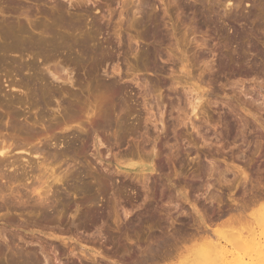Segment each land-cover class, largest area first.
<instances>
[{"label":"rangeland","instance_id":"374dc122","mask_svg":"<svg viewBox=\"0 0 264 264\" xmlns=\"http://www.w3.org/2000/svg\"><path fill=\"white\" fill-rule=\"evenodd\" d=\"M48 1L0 0V26L4 23L23 25L25 29L21 28L23 32L18 36L36 34L39 38L42 33L39 29L51 24L50 14L48 17L44 14L54 11L53 3ZM63 2L69 12L77 14L86 25L96 16L104 36L101 35L111 43L90 45L92 53L81 59L75 49L68 52L60 48L58 57L48 64L51 68L59 64L58 68L65 69L68 66L64 61L74 56L78 62L64 72L70 75L73 85L68 87H72L73 96L76 95L75 98L64 96L73 105L66 110L65 118L55 112V101H52L53 106L42 103L33 107L27 102L11 103L5 97L11 94L24 99L26 91L35 93L31 88L37 89L41 83L37 77L47 73L41 54L44 51L30 49V45L29 48L22 45L19 50L0 37V97H4L0 98V140L5 139L13 146L27 144V152L14 149L6 160H19L14 168H0V235L5 236V240L0 241L4 249H1L3 261L0 260V264L16 255H20L19 259L16 256L18 260L27 259L28 252L24 251L32 246L40 254L44 251L50 264H202L209 254L219 260L225 256L227 263L264 264V0ZM208 8V11L214 8L220 12L218 19L212 17L203 21L200 15ZM141 9L154 15L152 27L155 35L160 36H155L157 39L145 38L148 23L136 26L137 22H142ZM87 11L90 14L87 15ZM228 13L234 21L225 17ZM101 35L100 42L106 43ZM25 37L21 39L26 40ZM96 47L104 52L98 53ZM45 53L47 51L44 56ZM101 53L106 54L99 55ZM62 54L63 57L67 54L66 58H62ZM20 63H30L35 68H24L21 73L17 68ZM8 73L15 80L22 76L34 79L31 91L8 90L3 83ZM108 80H114L118 88L124 86L127 90L111 89ZM192 84L200 89L194 90L190 87ZM130 104L135 112L124 122L122 116L129 111ZM103 110L112 113L111 118H106L108 122L105 119L102 123L103 129L99 127L102 131L105 128L99 132L106 135V139L99 138L103 143L99 149L89 146L85 149L82 140L90 133L89 121L104 113ZM67 116L72 117L71 120ZM154 142L159 143L155 149L158 158L152 162ZM69 145L73 150L70 151ZM139 147L142 150L145 147L148 159ZM36 148L37 156L32 154ZM136 148L140 149L137 151L141 160L128 159L129 150ZM39 161L45 167L41 168ZM127 165L145 171L130 170ZM152 165L156 173L148 175ZM38 168L43 172H37ZM240 171L248 175L247 181L244 182ZM38 173L51 185V209L47 216L52 221L45 220L44 212L36 203L33 205L36 194L30 191L31 183L37 182ZM44 173L48 180L43 178ZM52 173L62 179L61 183L51 181ZM143 174L150 178L148 187L143 185ZM70 185L78 186V189L73 186L75 193ZM44 187L46 190L47 186ZM70 200L71 206L77 205L79 212H74L75 205L70 207L71 211L67 202ZM57 202L66 207L59 222L55 221L61 206L57 207ZM89 208L95 211L96 218L85 214ZM77 216L80 219H76ZM71 249H74L72 255Z\"/></svg>","mask_w":264,"mask_h":264},{"label":"bare ground","instance_id":"6f19581e","mask_svg":"<svg viewBox=\"0 0 264 264\" xmlns=\"http://www.w3.org/2000/svg\"><path fill=\"white\" fill-rule=\"evenodd\" d=\"M38 1H40V0H38ZM45 1H47V0H45ZM63 1H68V2H70L71 3V1L72 0H61V1H59V0H49L48 2H51V3H53V10L54 11H50V12H45L44 14L46 15L47 14V16L46 17H48V15H49V17H50V19H51V24H49L48 23V25H42L43 27H44V29L41 27V25H40V27L42 28V30L41 29H39L40 30V32H42V33H40V35L41 36H39V38H37L38 37V35L35 37V35L32 37V34H31V36H29V35H27V34H25V36L24 35H21V37L20 36H18V33L19 32H21L22 31V29H23V31H24V29L25 28H22L23 27V25L22 26H19V27H17V25H11V24H5L4 23V26L2 25V26H0L1 28H0V31L2 32V33H0V34H2V35H0V37L1 36H3V37H1L2 39H4L3 41H10L9 42V44L8 45H11V47L13 46V45H15L16 46V48L17 49H19V47H22L23 48V46H25L26 47V45L28 46V45H30V49H36V50H39L40 52H45V51H47V54L45 53V55L46 56H44V52L43 53H41L42 54V60L44 59L45 61V63H44V65L46 66V73H47V75H40L39 77H37V78H39V81L41 82L40 84H39V86L40 87H38L37 85V87L35 86V85H33L34 87H36L37 89H35V88H31V89H34V92L35 93H31L30 91H31V89H30V87L32 86V83H33V80H31V78L29 79V78H26V77H23L22 76V78H20L19 80L17 79V80H15V79H12V77H11V75H10V71H8V69H7V71L8 72H10V73H8V74H6V75H10L9 77L10 78H7L6 77V75H4L5 76V80H4V84H5V87H7V88H9L8 90H12V91H14V90H18V92H21V91H24V90H30L29 92H30V94H28L27 93V91H26V97L23 99L22 97L20 98V97H17V96H13V95H11V94H7V95H5V97H8V99L11 101V103H17V104H25L26 102L27 103H30V104H28V106L30 105V106H37V105H39L40 106V104H42V103H47L46 105H51V106H53V104H52V101H55L56 102V107H54V108H56L55 110V112H57L59 115L61 114V115H64L63 117H65V115H67V113H66V110H68L69 111V106H71L70 105V101L68 100V98H70V97H72L73 96V93L74 92H72L73 90H71L72 89V87H71V89H70V87H68V86H72L73 85V82H72V80H71V77H70V75L68 76V74H66V75H64L65 73L64 72H66V70L65 69H68L69 67H71V66H74V65H77L78 64V62L74 59V57L73 58H70V59H68V57H67V59L68 60H65L64 62L65 63H63V64H65V65H67L68 67H65V69L64 68H62L63 66V64L61 65L62 67L61 68H58V65L59 64H57V66L56 67H50V66H48V64H51V62H52V60L54 59L55 60V58L56 57H58L56 54H57V52L60 50V48H61V50H62V48H64L65 50H67L68 52H70L72 49L74 50H76V52L78 51V52H80V59H81V57L82 56H87L89 53H92V51H91V46L90 45H92V46H94L95 47V45H107L109 42L111 43V41L109 40V42H107L105 39H104V35L101 33V29H99L98 28V19H96V16L95 17H92L91 18V20H90V23L88 24V25H86V24H84V22L79 18V16L77 15V14H71L70 12H69V9L68 8H66V6H65V4H64V2ZM74 1V0H73ZM199 1V0H198ZM232 1V0H231ZM48 2H46V3H48ZM133 2V1H132ZM131 3V2H130ZM144 3V2H143ZM230 3V2H229ZM135 4V3H134ZM133 3H132V5H134ZM141 4V3H140ZM147 4V3H146ZM51 5V4H50ZM217 4H215V6H216ZM129 6H130V4H129ZM141 6V5H140ZM128 7V6H127ZM212 7V6H211ZM133 8V7H132ZM138 8V7H137ZM202 8V7H201ZM206 8V7H205ZM131 9V8H130ZM138 9H140V8H138ZM144 9V8H143ZM143 9H141V10H143ZM88 10V9H87ZM135 10V9H134ZM209 10V8L207 9V12H202L201 13V17L202 18H204L203 19V21L205 20V19H212V17H213V19L214 18H217L218 19V17H219V13L218 12H216V10L214 9V8H212V10L211 11H208ZM219 10V9H218ZM89 11V10H88ZM87 11V12H88ZM144 11L145 10H143V13H141V16H143L142 17V22H140V23H136V26L137 25H141L142 23L144 24L145 23V25H146V23H148V25H147V31L145 32L146 33V35H144L145 36V38L147 37V39H149V38H153V37H155V36H157L158 35V33H157V35H155L156 34V32L153 30V27L152 26H154V25H152L153 24V22H154V20L155 19H152V18H154L153 16L154 15H148L147 13H144ZM204 11V10H203ZM86 12V14L88 15V14H90L89 12H91V11H89L88 13ZM131 12V11H130ZM132 12H133V10H132ZM136 12H138V10L136 9ZM49 13V14H48ZM231 13V12H230ZM137 14H139V12L137 13ZM155 14V13H154ZM221 16H222V14H220ZM29 16V15H28ZM156 16V15H155ZM239 16V15H238ZM225 17H227V18H229V13H228V16L226 15ZM230 17H231V14H230ZM236 17V16H235ZM156 18V17H155ZM233 18H234V16H233ZM238 18V17H237ZM236 18V19H237ZM235 19V18H234ZM234 19H228V20H230V21H234ZM215 20V19H214ZM223 20V19H222ZM221 20V21H222ZM240 20H241V18H240ZM134 21V20H133ZM136 21H138V20H136L135 19V22ZM206 21V20H205ZM217 21V20H216ZM220 21V22H221ZM227 21V20H226ZM230 21H229V23H230ZM236 21V20H235ZM219 22V23H220ZM202 23H205V22H202ZM223 23V22H222ZM133 24H135V23H133ZM159 25V24H158ZM15 26V27H14ZM48 26V27H47ZM18 29H21V30H18ZM138 27V26H137ZM16 28V29H15ZM156 28V27H155ZM158 30V29H157ZM221 30V29H220ZM15 31H18L17 32V34H16V32ZM22 31V32H23ZM27 31V30H26ZM154 31V32H153ZM219 31V30H218ZM22 32H21V34H22ZM39 32V31H38ZM60 32H62V34L60 33ZM105 33H107L106 31H104ZM222 32V31H221ZM233 32H235V30H233ZM25 33V32H24ZM26 33H28V32H26ZM104 33V34H105ZM17 36H16V35ZM20 34V33H19ZM103 36H102V35ZM164 34V33H163ZM100 35L102 36V38L105 40L104 42H106V43H103V41L102 42H100ZM239 35V34H238ZM22 36L23 37H25L26 38V40L25 39H21L22 38ZM159 36V35H158ZM20 37V38H19ZM160 37V36H159ZM162 37V36H161ZM166 37H168L167 35H166ZM169 37H171V36H169ZM156 38V37H155ZM163 38V37H162ZM107 39V38H106ZM157 39V38H156ZM155 39V40H156ZM164 39V38H163ZM234 39V38H233ZM167 40V39H166ZM170 40V39H169ZM154 41V40H153ZM158 41V40H157ZM238 42L240 41V40H237ZM6 42H4V44H5ZM167 43V42H166ZM0 44H1V42H0ZM4 44H2V45H4ZM6 44V45H7ZM159 44V43H158ZM20 45V46H19ZM23 45V46H22ZM169 45V44H168ZM1 46V45H0ZM5 46V45H4ZM3 46V47H4ZM18 46V47H17ZM2 47V48H3ZM7 47H9V46H7ZM14 47V46H13ZM43 47H47L48 48V50L50 51V52H52L51 54L48 52V50H46L45 48L43 49ZM90 47V48H89ZM93 47V48H94ZM102 47V46H101ZM10 48V47H9ZM15 48V49H16ZM22 48H21V50H22ZM28 48H29V46H28ZM8 49V48H7ZM63 49V50H64ZM97 49H99V51L97 50ZM102 49V48H101ZM20 50V49H19ZM73 50H72V52H73ZM107 50V49H106ZM148 50V49H147ZM12 51V50H11ZM17 51V50H16ZM16 51L14 52V53H16ZM24 51V50H23ZM23 51L21 52V55H22V53H23ZM38 51V52H39ZM96 51L99 53L100 51L101 52H104V49L103 50H100V48H97L96 47ZM5 52V51H4ZM32 52H35V50H32ZM31 52V53H32ZM37 52V53H38ZM39 52V53H40ZM94 52V54H95V51H93ZM96 52V53H97ZM11 53V52H10ZM48 53H49V55H48ZM97 53V54H98ZM146 53V52H145ZM153 52L151 51V54H152ZM5 54H7V53H5ZM13 54V53H12ZM16 54H20L19 52L18 53H16ZM29 54H30V52H29ZM35 54V53H34ZM40 54V55H41ZM75 55H76V53H74ZM73 54V55H74ZM93 54V55H94ZM104 54H106V53H101V54H99V55H104ZM148 54H149V52H148ZM261 54V53H260ZM39 55V54H38ZM50 55H52V56H50ZM91 55V54H90ZM92 55V56H93ZM98 55V56H99ZM109 55V54H108ZM147 55V54H146ZM31 56V55H30ZM37 56V55H36ZM47 57V58H44V57ZM66 56H67V54H66ZM66 56L65 57H63V54H62V58H66ZM79 56H77V57H79ZM89 56V55H88ZM91 56V57H92ZM110 56V55H109ZM148 56V55H147ZM152 56H153V54H152ZM60 57V56H59ZM96 57V56H95ZM101 57V56H100ZM106 57V56H105ZM40 58V57H39ZM148 58V57H147ZM53 60V61H54ZM57 60V59H56ZM91 60V59H90ZM87 61H88V59H87ZM15 62H17V61H15ZM61 63H62V61H60ZM79 62H81V60L79 61ZM14 63V62H13ZM12 63V64H13ZM17 63H19V62H17ZM53 63V62H52ZM56 63V62H55ZM92 63V62H91ZM16 64V63H15ZM255 64V63H254ZM64 65V66H65ZM92 65V64H91ZM44 66V67H45ZM79 66V65H78ZM2 67H4V66H2ZM6 67V66H5ZM34 66H32L30 63H26V65H23V64H21L20 63V65H18V71H23L24 70V68H33ZM60 67V66H59ZM80 67V66H79ZM11 68V67H10ZM9 68V69H10ZM16 68V69H17ZM35 68V67H34ZM3 69V68H2ZM115 69V68H114ZM10 70H12V69H10ZM30 70V69H29ZM32 70V69H31ZM35 70V69H34ZM2 71V70H1ZM35 71H37V69L35 70ZM45 71V70H44ZM114 71V70H113ZM188 71V70H187ZM13 72V71H12ZM19 72V73H20ZM42 72V71H41ZM69 72V71H68ZM72 72V71H71ZM2 73H3V71H2ZM7 73V72H6ZM17 73V72H16ZM22 73V72H21ZM44 73V72H43ZM42 73V74H43ZM67 73V72H66ZM70 73V72H69ZM114 73H116V71L114 72ZM1 74V73H0ZM18 74V73H17ZM34 74H35V72H34ZM39 75V73H37L36 72V75ZM2 75V74H1ZM185 76H186V74H185ZM190 76V75H189ZM0 77H2V76H0ZM34 78V77H33ZM110 79V78H109ZM187 79V78H186ZM190 79H192V78H189L188 77V80H190ZM2 80V79H1ZM0 80V81H1ZM36 80V79H35ZM112 80V79H111ZM188 80L186 81V82H188ZM108 81H110V80H108ZM192 81H193V79H192ZM38 82V81H37ZM106 82V81H105ZM115 82H116V80H115ZM2 83V82H1ZM175 83H177V82H175ZM179 83V82H178ZM177 83V84H178ZM36 84V83H35ZM106 84V83H105ZM182 84V83H181ZM2 85V84H1ZM102 85H103V83H102ZM107 85H108V87H110L111 89H113V88H115L116 90H118V91H120V92H125V90H127V88H125L124 86H122V87H124V88H122V87H120V88H118L119 86L117 85V83H114V80H113V82H107ZM114 85H117V86H114ZM104 86V85H103ZM106 86V85H105ZM2 87V86H1ZM4 87V86H3ZM113 87V88H112ZM191 88L193 87V89L194 90H199L200 88H199V86H195L194 84H192L191 86H190ZM190 87H188V88H190ZM106 89H107V87H105ZM129 88V87H128ZM2 89V88H1ZM5 90V89H4ZM3 91V90H2ZM33 91V90H32ZM113 91V90H112ZM115 91V90H114ZM189 91V90H188ZM203 91V90H202ZM4 92V91H3ZM6 92V91H5ZM10 92V91H9ZM15 92H17V91H15ZM117 92V91H116ZM191 92V91H190ZM8 93V92H7ZM14 93V92H13ZM24 93V92H23ZM119 93V92H118ZM126 93H128V92H126ZM185 93H187V91L185 92ZM201 93H203V92H201ZM4 94V93H3ZM15 94V93H14ZM25 94V93H24ZM23 94V95H24ZM33 94V95H32ZM107 94V93H106ZM105 94V95H106ZM123 94H125V93H123ZM9 95H11V96H9ZM75 95V94H74ZM109 95V94H108ZM106 96V97H109V96ZM113 95H115V92H114V94ZM247 95V94H246ZM249 95V94H248ZM64 96H67L68 98H67V100L69 101V102H67V100H66V98L64 97ZM76 96V95H75ZM75 96H73V98H75ZM130 96V95H129ZM32 97V98H31ZM105 97V98H106ZM122 97V96H121ZM0 98H4L3 96H1ZM130 98V97H129ZM36 99V100H35ZM122 99V98H121ZM185 99V98H184ZM183 99V100H184ZM109 100H110V98H109ZM124 100V99H123ZM127 100L128 99H126V100H124L126 103H127ZM1 101V100H0ZM5 101V100H4ZM8 101V100H7ZM10 101H9V103H10ZM105 101V100H104ZM120 101V100H119ZM118 101V102H119ZM188 101V100H187ZM76 102V101H75ZM109 102V101H108ZM125 102H122V105L124 104H126ZM130 101L128 100V103H129ZM246 102V101H245ZM245 102H243V103H245ZM4 103V102H3ZM6 103V102H5ZM78 103V102H77ZM104 103V102H103ZM107 103V102H106ZM112 102H110V104H111ZM185 103V102H184ZM250 103H251V100H250ZM1 104V103H0ZM113 104V103H112ZM119 104V103H118ZM117 104V105H118ZM186 104V103H185ZM190 104V103H189ZM191 104H192V102H191ZM6 105H7V103H6ZM9 105V104H8ZM43 105V104H42ZM103 105V104H102ZM107 105H108V103H107ZM123 105V106H124ZM247 105V104H246ZM250 105V104H249ZM1 106V105H0ZM3 106V105H2ZM73 106V105H72ZM113 106V105H112ZM122 106V107H123ZM125 106H127V105H125ZM135 106V105H134ZM104 107V106H103ZM109 107V105L107 106V108ZM129 108H127L129 111H126L125 112V114L122 116L121 114V116H122V120L125 122L126 121V118H128V117H130V115H131V113L132 114H134V110H133V106H131V104H130V106H128ZM50 108V107H49ZM74 108H76V105H75V107ZM79 108V107H78ZM112 108V107H111ZM110 108V109H111ZM119 108H120V106H119ZM124 108V107H123ZM110 109H107V110H109L110 111ZM117 109V108H116ZM120 109H122V108H120ZM193 110H194V107L192 108ZM106 110V112L108 113V111ZM124 110V109H123ZM122 110V111H123ZM67 111V112H68ZM73 111H75V110H73ZM101 111V110H100ZM99 111V112H100ZM115 111V110H114ZM120 110L118 109V112H119ZM121 111V112H122ZM134 111V112H133ZM51 112V111H50ZM84 112V111H83ZM103 112L104 113H102L101 112V114L99 113L98 114V116L96 117H93L90 121H89V126H90V133L87 135V133H86V139L85 138H83L84 140H82V143H84V148L86 149V146H89L88 148H90V147H93V148H97L98 146L99 147H101V145L103 144L102 143V140H100L99 138L101 137V138H103V139H106L105 138V136H104V134L102 133L104 130H105V128H104V130L102 131L100 128H102L103 129V124L105 123L104 121H105V119L107 118V117H110V116H112V113L110 114V113H108V114H110V115H108L107 113H105V110H103ZM111 112V111H110ZM113 112V111H112ZM117 112V113H118ZM137 112V111H136ZM194 112V111H193ZM14 113V112H13ZM72 113V112H71ZM77 113V112H76ZM80 113V112H79ZM97 113V112H96ZM12 114V113H11ZM69 114H70V112H69ZM182 114V113H181ZM249 114V113H248ZM16 115V114H15ZM75 114H73V116H74ZM108 115V116H107ZM186 115H187V113L185 114V117H186ZM255 115V114H254ZM17 116V115H16ZM71 116V115H70ZM119 116V115H118ZM136 116V115H135ZM184 116V115H183ZM69 116H67V118H68ZM116 117H117V115H116ZM120 117V116H119ZM181 117V116H180ZM180 117H178V118H180ZM253 117V116H252ZM256 117V116H255ZM66 118V117H65ZM72 118V117H71ZM71 118L69 117V119L71 120ZM76 118V117H75ZM79 118V117H78ZM97 120H96V119ZM111 118V117H110ZM109 118V119H110ZM108 119V118H107ZM106 119V120H107ZM113 119V118H112ZM130 119V118H129ZM181 119H184V118H181ZM186 119V118H185ZM184 119V120H185ZM118 120V119H117ZM120 120V119H119ZM189 120V119H188ZM74 121V120H73ZM112 121V120H111ZM111 121H109V122H111ZM178 121V120H177ZM183 121V120H182ZM181 121V122H182ZM190 121V120H189ZM257 121L258 120H256V123H257ZM63 122H64V119H63ZM63 122H61V123H59V124H62ZM65 122H66V119H65ZM64 122V123H65ZM107 122H108V120H107ZM119 122V121H118ZM117 122V123H118ZM122 122V121H121ZM179 122V121H178ZM180 122V123H181ZM186 122V121H185ZM185 122H183L182 123V125L183 124H185ZM103 123V124H102ZM163 123V122H162ZM123 124H125V123H123ZM160 124H161V122H160ZM66 125V124H65ZM109 125H110V123H109ZM126 125V124H125ZM132 126V125H131ZM181 126V125H180ZM60 127V126H59ZM100 127V128H99ZM109 127V126H108ZM118 127V126H117ZM127 127V125L125 126V128ZM162 127V126H161ZM18 128H19V126H18ZM22 127H21V125H20V129H21ZM52 128V127H51ZM58 128V127H57ZM62 128V127H61ZM156 128V127H155ZM55 129V128H54ZM67 129V128H66ZM66 129H65V131H66ZM88 129V128H87ZM130 129V128H129ZM133 129H135V128H133ZM162 129H165V128H163L162 127ZM22 130H23V128H22ZM26 130H27V128H26ZM25 130V131H26ZM49 130H50V128H49ZM99 130H101L102 132H99ZM109 130V129H108ZM131 130V129H130ZM137 130V129H136ZM30 131V130H29ZM29 131H28V133H29ZM85 131H86V129H85ZM106 131H107V129H106ZM109 132V131H108ZM161 132H162V130H161ZM27 133V132H26ZM31 133H32V131H31ZM104 133H106V132H104ZM117 133V132H116ZM113 134V133H112ZM36 135V134H35ZM72 135V134H71ZM84 135V134H83ZM108 135V134H107ZM181 135V134H180ZM1 137V136H0ZM83 137V136H82ZM126 137V136H125ZM73 138H75V137H72V139ZM71 139V140H72ZM116 139V138H115ZM114 139V140H115ZM57 141V140H56ZM73 141V140H72ZM106 141V140H105ZM113 141V140H112ZM109 142V141H108ZM156 142H157V139H156ZM156 142H154L153 144H154V146L152 145V156L150 155L151 153H150V151H149V156H151V161L152 162H154L157 158H158V150H156L155 151V149H156V147L158 146V144L156 143ZM14 144V143H13ZM161 144V143H160ZM71 145V144H70ZM70 145L68 146L69 148H70ZM116 145V144H115ZM114 145V146H115ZM26 146H27V144L25 143H21V144H19V143H17V144H15V146H13L12 145V143H10L9 141H6L5 139L4 140H0V168L1 167H7V168H14L15 167V165H16V162L17 161H19V160H15L14 159V161H6V160H9L8 158H10L11 156H12V154H13V151H14V149H15V151H21V152H27V150L25 149L26 148ZM110 146V145H109ZM112 146V145H111ZM160 146V145H159ZM176 146H177V144H176ZM68 147H67V149H68ZM99 147H98V149H99ZM107 147V146H106ZM138 147V146H137ZM141 147V146H140ZM139 147V148H140ZM71 148H73L72 147V145H71ZM70 148V151L71 150H73V149H71ZM131 148V147H130ZM66 149V150H67ZM84 149V150H85ZM140 149H141V151H140ZM140 149H137L136 148V150L134 151V150H129V152L127 153V158L128 159H138V160H141V155H140V152H145L144 151V149H145V147H144V149L142 150V148H140ZM94 150V149H93ZM108 150V149H107ZM137 150H139V151H137ZM150 150V149H149ZM178 150V149H177ZM70 151H66L67 153L68 152H70ZM127 151V150H126ZM137 151V152H136ZM38 150H37V148L36 149H33V152H32V154L33 155H35V156H37L38 155ZM86 152V151H85ZM88 152V151H87ZM108 152V151H107ZM135 152L137 153V154H135ZM139 152V153H138ZM17 154V153H16ZM142 154V153H141ZM145 154H147V152L146 153H144V155ZM94 156V155H93ZM146 156V157H145ZM144 156V158L145 159H148V155H145ZM100 157V156H99ZM16 159H17V157H16ZM144 159V160H145ZM142 160H143V157H142ZM162 160V159H161ZM160 160V161H161ZM96 161H97V159H96ZM40 162V161H39ZM93 163V162H92ZM40 164H41V168H42V166H44L45 167V165H43V162H40ZM45 164V163H44ZM211 165H212V163H210ZM214 164V163H213ZM39 165V164H38ZM155 165V164H154ZM156 166V165H155ZM215 166V165H214ZM214 166L212 165V168H214ZM154 166L152 165V168H149L148 169V175H153V174H155L156 173V170L153 168ZM158 167V166H157ZM205 167V166H204ZM156 168V167H155ZM203 168V167H202ZM211 168V169H212ZM40 168H38V171L37 172H40L41 171V173L43 172L41 169L39 170ZM96 169V168H95ZM127 169H130V170H137V171H145V169H142V168H134L133 166H130V165H127ZM157 169V168H156ZM206 169V172H207V168H205ZM210 168L208 169V170H211ZM17 170V169H16ZM16 170H14V171H16ZM45 170V169H44ZM48 170V169H47ZM103 170V169H102ZM215 170V169H214ZM35 172H36V170H34ZM104 171V170H103ZM109 171V170H108ZM107 171V172H108ZM158 171V170H157ZM203 171H204V169H203ZM211 171H213V169L211 170ZM27 172V171H26ZM44 172H46V171H44ZM218 172V171H217ZM34 173V172H33ZM47 173V172H46ZM105 173V172H104ZM117 173V172H116ZM144 173V172H143ZM209 173V172H208ZM35 174V173H34ZM37 174V173H36ZM48 174V173H47ZM110 174V173H109ZM147 174V173H146ZM221 174V173H220ZM240 174L243 176V179H244V182L245 181H247V178H248V175L244 172V171H240ZM9 175V174H8ZM39 173H38V177H36V178H38V179H36L35 178V180L37 181V182H34V183H31L32 185H31V193H32V195H35L36 194V198L34 199L35 201H34V204L33 205H35V203H36V207H38L40 210H42L44 213V219L45 220H51L52 221V218L50 219V216H49V218H48V216H47V211L48 210H50L51 209V202L49 201V199H50V196H49V193L51 192V187H49V186H51V185H49L48 186V184H47V182L48 181H44L43 179H42V176H40L39 177ZM44 176H43V178L45 177V173L43 174ZM124 175V174H123ZM148 175H145V174H143V185L144 186H146V187H148L149 185H148V182H149V180H150V178L149 177H147ZM223 175V174H222ZM1 176H2V174H1ZM5 176V175H4ZM23 176V175H22ZM48 176V175H47ZM49 176H50V174H49ZM52 177V179H51V181L53 182L54 181V183H61V181H60V179L58 178V176L57 177H55V175L52 173V175H51ZM98 176V175H97ZM14 177H16V176H14ZM14 177L12 178L11 177V179H14ZM126 177H128V176H126ZM7 178V177H6ZM19 178V177H18ZM23 178H24V176H23ZM46 178V177H45ZM48 178V177H47ZM46 178V179H47ZM100 178V177H99ZM104 178V180L105 179H107V178H105V177H103ZM222 178V177H221ZM2 179V178H1ZM98 179V178H97ZM126 179V178H125ZM134 179V178H133ZM242 179V180H243ZM4 180V179H3ZM19 180V179H18ZM48 180V179H47ZM49 180H50V178H49ZM62 180V179H61ZM102 180V179H101ZM103 180V181H104ZM154 180V179H153ZM171 180V179H170ZM10 181V180H9ZM27 181V180H26ZM96 181V180H95ZM138 181V180H137ZM11 182V181H10ZM101 182L102 181H100L99 183L101 184ZM105 182V181H104ZM140 181H138V183H139ZM142 182V181H141ZM96 184H98V181H97V183ZM104 184V183H103ZM30 185V184H29ZM47 186V188H46V190H45V187L44 186ZM148 185V186H147ZM157 185H158V183H157ZM70 186H72V188L70 187V189H72L73 190V192L75 193V191H74V189H73V186L75 187L76 185H70ZM28 187H30V186H28ZM27 187V188H28ZM78 186H76V188H77ZM80 187H81V185H80ZM79 187V189H81ZM90 188V187H89ZM101 188V187H100ZM103 188V187H102ZM70 189H68V190H70ZM78 189V188H77ZM82 189H84V188H82ZM147 189V188H146ZM151 189V188H150ZM89 191L91 190V189H88ZM80 191L81 190H79V193H80ZM87 191V190H86ZM89 191H87L88 193H89ZM99 192H101V190H98ZM150 191V190H149ZM2 192V191H1ZM69 192H71V191H69ZM72 192V193H73ZM76 192H77V190H76ZM85 192V191H84ZM86 192V193H87ZM73 193V194H74ZM151 193H153V192H151ZM81 194H83L82 192H81ZM85 194V193H84ZM100 194V193H99ZM30 195V194H29ZM86 195V194H85ZM28 196V195H27ZM83 197H85V196H83ZM87 197V196H86ZM64 198V197H63ZM30 199V198H29ZM52 199V198H51ZM67 199V198H66ZM81 199V198H80ZM83 199V198H82ZM67 200H69V199H67ZM252 200V199H251ZM52 201V200H51ZM55 201V200H54ZM80 201V200H79ZM84 201H86V200H83L82 202H84ZM50 202V203H49ZM53 202V201H52ZM66 202V201H65ZM67 202H71V200L70 201H67ZM66 202V203H67ZM76 202V201H75ZM56 203V202H55ZM62 203V202H61ZM61 203H59L60 205H61ZM64 203V202H63ZM244 203V202H243ZM54 204V203H53ZM52 204V205H53ZM58 202H57V207H58ZM71 204L72 203H70L69 205V208L70 207H72V206H74L75 204L73 203V205L71 206ZM76 204H77V202H76ZM240 204V203H239ZM59 205V206H60ZM64 205V204H63ZM63 205H61L59 208H58V215L55 213V211H54V213L56 214V216H57V218H55L54 220L55 221H57V222H59V220L61 219V217L63 216V214L66 212V207L65 206H63ZM66 205V204H65ZM68 205V204H67ZM66 205V206H67ZM56 206V205H55ZM55 206H52L53 208H55ZM81 206V205H80ZM68 207V206H67ZM243 207V206H242ZM73 208V207H72ZM88 208V207H87ZM237 208V207H236ZM71 209V208H70ZM70 209H68V210H70ZM74 209H75V211L74 212H79L78 210H79V208H78V206L77 205H75V207H74ZM78 209V210H77ZM91 208H89V210L87 209L86 210V215L88 214L89 216H92L93 218H94V216H95V218H96V215H95V211H94V213H93V209H91ZM1 210H2V207H1ZM56 211V212H57ZM71 211H72V209H71ZM85 212V211H84ZM154 212V211H153ZM52 213V212H51ZM78 214V213H77ZM79 215V214H78ZM55 216V217H56ZM75 216H76V213H75ZM85 216V215H84ZM88 217V216H87ZM151 217V216H150ZM79 217L77 216L76 217V219H78ZM58 219V220H57ZM80 219V218H79ZM86 219H89V217L88 218H86ZM92 219V218H91ZM153 219V218H152ZM151 219V220H152ZM47 220V221H48ZM13 221V220H12ZM61 221V220H60ZM73 222L75 223V221L73 220ZM14 223V222H13ZM34 223V222H33ZM11 224V223H10ZM16 225V224H15ZM32 225V224H31ZM73 225V224H72ZM18 226L20 227V225L18 224ZM21 226L23 227V225L21 224ZM42 226V225H41ZM57 226V225H56ZM25 227V226H24ZM40 227V226H39ZM52 229V228H51ZM60 229V228H59ZM6 230V229H5ZM6 232V231H5ZM56 234V233H55ZM2 235V234H1ZM0 235V241H2L4 238H5V236H4V238L2 237ZM52 237V236H51ZM1 238H3L2 240H1ZM161 239V238H160ZM159 239V240H160ZM173 239V238H172ZM5 240V239H4ZM7 241V240H6ZM5 241V242H6ZM159 242V241H158ZM27 243V242H26ZM28 244H30V243H28ZM32 244V243H31ZM167 244V243H166ZM176 244V243H175ZM8 245V244H7ZM1 246V245H0ZM28 246V245H27ZM67 247H68V245H66ZM4 247H6V246H4ZM21 247V246H20ZM25 247V246H24ZM23 247V249H25ZM33 247V246H32ZM32 247L31 248H27V251H24L25 253L26 252H28V253H26L27 255H25V256H28V257H26L27 259H20V260H18L19 259V256L18 255H16L17 257H18V259H16V256H15V258H13V256L12 257H10V258H6L5 260V264H45L46 262H48L49 263V258L47 257L46 258V254H45V256L43 255V253H45L43 250H41V248H40V250H41V252L43 251V253H41L40 254V252L38 253V250L37 251H35V250H33L32 249ZM35 248V247H34ZM75 248V247H74ZM1 249H3V247L1 248L0 247V260H2L1 258H3L2 256H3V253H2V250ZM22 249V250H23ZM29 249V250H28ZM148 249H150V248H148ZM215 249V252H217L216 250H217V248L215 247L214 248ZM4 250V249H3ZM6 250V249H5ZM18 250V249H17ZM20 250V249H19ZM21 250V251H22ZM26 250V249H25ZM54 250V249H53ZM67 251V250H66ZM157 251V250H156ZM23 251L21 252V253H23V254H25ZM74 252V249H71L70 250V253H71V255H72V253ZM82 252V251H81ZM159 252V251H158ZM222 252V251H221ZM19 253V252H18ZM62 253V252H61ZM223 253V252H222ZM23 254H21V255H23ZM153 254H154V252H153ZM217 254V253H216ZM219 251H218V256H219ZM55 255V254H54ZM70 255V256H71ZM75 255V254H74ZM223 255V254H222ZM5 257H6V254L4 255ZM24 255H23V257H25ZM160 256V255H159ZM209 256V257H208ZM4 257V258H5ZM22 257V256H21ZM20 257V258H21ZM152 257V256H151ZM212 255H207L206 257H205V259H204V262L202 263V264H233L234 262H229V263H227L225 260H224V258H226L225 256L222 258V259H216V256H215V258L213 257ZM155 258V257H154ZM212 258V259H211ZM219 258V257H218ZM16 259V260H15ZM149 259V258H148ZM55 260H57V258H55ZM3 261V260H2ZM149 261V260H148ZM1 262V261H0ZM45 262V263H44ZM74 263V262H73ZM50 264V263H49Z\"/></svg>","mask_w":264,"mask_h":264}]
</instances>
